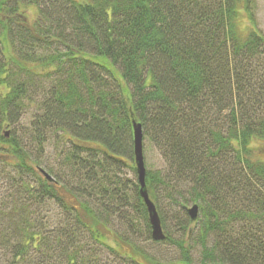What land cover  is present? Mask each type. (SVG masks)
<instances>
[{
    "label": "trees",
    "instance_id": "16d2710c",
    "mask_svg": "<svg viewBox=\"0 0 264 264\" xmlns=\"http://www.w3.org/2000/svg\"><path fill=\"white\" fill-rule=\"evenodd\" d=\"M13 2L0 0V88H10L0 94V246L8 249L0 264L53 259L54 247L38 234L44 199L74 213L59 232L62 243L88 231L111 248L105 240L116 206L133 210L153 240L140 194L135 124L142 126L145 152L157 150L166 166L146 165L163 229L160 203L168 199L182 213L178 231L188 237L167 232L157 242L177 246L179 264H264V162L254 159L253 147L264 140V35L256 29L255 0ZM26 6L37 8L36 19ZM244 12L255 26L250 31L240 27ZM10 66L30 79L10 84ZM40 78L49 84L38 93L33 129L7 137L5 128L20 120L15 113L32 102L31 87L38 91L32 81ZM49 131L59 168L54 177L43 170L54 182L25 143L32 135L44 145ZM229 154L234 162L227 170L220 161ZM192 202L202 215L193 243ZM121 242L127 259L154 264ZM80 253L73 251L65 264H77Z\"/></svg>",
    "mask_w": 264,
    "mask_h": 264
},
{
    "label": "rangeland",
    "instance_id": "374dc122",
    "mask_svg": "<svg viewBox=\"0 0 264 264\" xmlns=\"http://www.w3.org/2000/svg\"><path fill=\"white\" fill-rule=\"evenodd\" d=\"M11 0V4L14 3ZM25 11L27 12V15L31 17V20L36 19L38 16V10L34 7H24ZM253 11L255 14V20H256V29L259 31L262 35H264V0H255V3L253 4ZM240 27L243 31H250L252 27V22L249 18V15L247 13H242L240 16ZM1 33V29H0ZM0 48H1V42H0ZM0 60H3V57L0 54ZM8 62V61H7ZM10 71H13L11 76L8 77L10 80V84L16 85L20 82H27L30 78L27 74L19 72L18 69H16L13 66L9 67ZM34 83V86H38V91L36 94H34V89L31 87L30 95H31V103L26 104V108L20 111H17L15 113L16 117H19V121L15 122L14 125L10 126V128H5L4 131L8 133V131L14 132L17 131L20 135V138L23 137L24 134L27 135L28 128H31L32 122L34 118L38 114V105L41 104L43 95L38 93L43 90V86L45 88L48 87L47 81H45L43 78H40L39 80L34 79L32 81ZM10 92L9 85H5L4 88H0V94L6 95ZM25 103L27 101L25 100ZM25 143L27 144L29 154L31 156V159L38 160L39 165L42 169H45L47 172H49L53 177L54 174L58 171L59 168V162H58V146L55 141V133L49 131L47 133V141L43 145L39 141H35L32 135H29V137H25ZM7 146V145H6ZM254 147V159L260 160L264 162V140H257L253 143ZM144 154H145V162L147 166H150L154 169H166L164 160L160 156V154L157 152V150H152V152H145V144H144ZM83 157H86L83 156ZM87 158V157H86ZM234 162V155L229 154L227 156V159L225 161H220V165H224L227 170L231 169ZM36 166V164H34ZM54 170V174L51 173V171ZM75 182V186H76ZM36 186V188H39V185L36 183H33V186ZM0 186H3V184H0ZM6 186L3 188V192L6 190ZM163 196H166L164 191L162 192ZM95 200L99 201L100 198L93 197ZM76 200V199H75ZM78 202V200L76 201ZM93 202V199H92ZM103 202V201H102ZM108 203L109 201L106 200ZM161 210L162 215L164 216L165 220V233H170L172 237L174 238H188L187 232H185L184 236L182 232L178 231V223H179V217H182L178 213L175 207H173L170 204V201L168 199H165L164 201H161ZM194 205V203H190L187 206L188 208H191ZM94 208H99L96 205H93ZM40 211V221L41 226L38 229V234L41 232H44V234L47 236L49 244L47 246L54 247V253L52 254L53 259L49 258V261L46 264H65L71 261L73 251L78 250L80 248V256L78 257L77 264H135L133 261L127 259V256L125 255L124 249L120 250L119 244L122 245L121 238L128 240L130 243L131 249L137 250L141 253H143L146 257L151 259L154 264H179V261L181 259V253L177 246L172 245L167 242H157L152 240L150 237V233L148 232V229L146 228V225L143 220H141L138 215L129 208H123L116 206L114 208V212L112 211V214L109 218V227L111 229V233L107 235V239L105 240L108 245H110L111 248L107 247V245L102 246L95 242L88 231H81V232H75L77 234H74L73 236L70 234V236L64 237L63 243L58 240V238L61 236L59 232H62L64 228L62 226H66L67 224L71 225V217H73L74 213L70 210L68 212L60 203H57L54 199H44L42 202V205L39 207ZM71 214V215H70ZM136 214V215H135ZM128 215V217H127ZM177 217V218H176ZM133 218V219H132ZM202 218V215L200 214V210L198 213V221ZM65 219V220H64ZM66 221V223H65ZM135 221V229L131 231V222ZM133 224V223H132ZM199 222H195L194 224L189 225L187 231L191 230V236L189 238V241L193 243V239L199 230ZM68 226V228H69ZM40 230V231H39ZM195 231V232H194ZM194 232V233H193ZM73 234V233H72ZM76 236H79V239L76 238ZM63 239V237H62ZM70 239V240H69ZM76 241H80L76 245ZM64 247V250L62 248ZM75 247V248H74ZM128 249V247H125ZM50 250V251H51ZM129 250V249H128ZM8 251L7 248L4 246H0V258L5 259V254ZM51 257V256H50ZM144 260V257H143ZM31 264H45L39 261L38 259L31 263Z\"/></svg>",
    "mask_w": 264,
    "mask_h": 264
},
{
    "label": "water",
    "instance_id": "95a60500",
    "mask_svg": "<svg viewBox=\"0 0 264 264\" xmlns=\"http://www.w3.org/2000/svg\"><path fill=\"white\" fill-rule=\"evenodd\" d=\"M135 132H134V145H135V161L137 166L138 172V179L140 184V194L143 198L149 214V220L152 227V237L154 241H164L166 239V234L164 232L162 221L157 210V207L154 201L151 199L147 184H146V176H147V167L145 162V154H144V133L141 125H134ZM9 137V133L6 134ZM44 177L49 182H54V178L48 174L46 171L41 169ZM190 218L193 222L198 220V213H199V206L193 205L191 208L188 209Z\"/></svg>",
    "mask_w": 264,
    "mask_h": 264
}]
</instances>
